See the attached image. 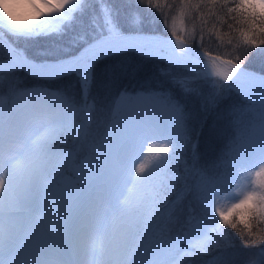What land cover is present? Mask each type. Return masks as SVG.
<instances>
[{"label":"clouds","instance_id":"obj_1","mask_svg":"<svg viewBox=\"0 0 264 264\" xmlns=\"http://www.w3.org/2000/svg\"><path fill=\"white\" fill-rule=\"evenodd\" d=\"M257 52L264 0H0V264H264Z\"/></svg>","mask_w":264,"mask_h":264},{"label":"trees","instance_id":"obj_2","mask_svg":"<svg viewBox=\"0 0 264 264\" xmlns=\"http://www.w3.org/2000/svg\"><path fill=\"white\" fill-rule=\"evenodd\" d=\"M45 44H46L45 39L39 38L36 44H34L29 49H27L28 54L30 56H35L36 59H39V60L43 59V57L36 55V49L37 48H44ZM77 50L78 49H72L71 53L75 52ZM48 58L51 59L52 57H48ZM121 59H122L121 56L113 55V56L105 57L103 60L97 61L96 65L93 69L94 79H95L97 85H99L103 82L108 68L110 66L115 65ZM262 60H264V54H262L260 52L254 53L253 56L250 58L248 66L250 68H259L261 66ZM149 66L154 67V62H149ZM74 80H75L74 75H65L63 77L53 78V79L48 80V81H37V80H33V79H28L26 82L28 84L43 82V83H47V86L52 87V88L53 87H55V88H67L73 84ZM215 142H216L215 141V131L210 127V122H209V123L204 125V128H203L202 133H201V137H200V143H199V150L202 153H204L206 158L211 156V154L212 155L214 154L210 151V149H211V146ZM227 255H228V253L225 252L219 257V259L224 260L227 257ZM241 255H246V253L241 251Z\"/></svg>","mask_w":264,"mask_h":264},{"label":"snow or ice","instance_id":"obj_3","mask_svg":"<svg viewBox=\"0 0 264 264\" xmlns=\"http://www.w3.org/2000/svg\"><path fill=\"white\" fill-rule=\"evenodd\" d=\"M218 71L221 74L225 75L226 78H227L228 75L231 74L230 70L228 68H226V67L225 68H220V69H218Z\"/></svg>","mask_w":264,"mask_h":264},{"label":"bare ground","instance_id":"obj_4","mask_svg":"<svg viewBox=\"0 0 264 264\" xmlns=\"http://www.w3.org/2000/svg\"><path fill=\"white\" fill-rule=\"evenodd\" d=\"M38 244H42V240L41 239H37L33 245V250L35 251H39L41 249V246L39 247Z\"/></svg>","mask_w":264,"mask_h":264},{"label":"rangeland","instance_id":"obj_5","mask_svg":"<svg viewBox=\"0 0 264 264\" xmlns=\"http://www.w3.org/2000/svg\"><path fill=\"white\" fill-rule=\"evenodd\" d=\"M78 51V50H77ZM76 52V51H75ZM75 52H72L71 54H75ZM43 59H44V57H43ZM50 59V58H49ZM37 60H39V59H37ZM31 85V84H30ZM53 88H55V87H53ZM212 155V154H211ZM42 244H38V246L40 247Z\"/></svg>","mask_w":264,"mask_h":264}]
</instances>
